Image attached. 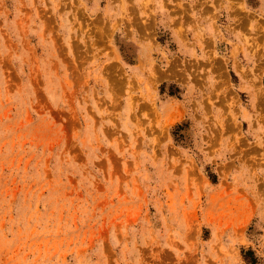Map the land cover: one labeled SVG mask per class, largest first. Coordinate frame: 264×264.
<instances>
[{
	"label": "rangeland",
	"instance_id": "1",
	"mask_svg": "<svg viewBox=\"0 0 264 264\" xmlns=\"http://www.w3.org/2000/svg\"><path fill=\"white\" fill-rule=\"evenodd\" d=\"M0 264H264V0H0Z\"/></svg>",
	"mask_w": 264,
	"mask_h": 264
}]
</instances>
